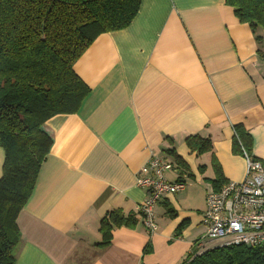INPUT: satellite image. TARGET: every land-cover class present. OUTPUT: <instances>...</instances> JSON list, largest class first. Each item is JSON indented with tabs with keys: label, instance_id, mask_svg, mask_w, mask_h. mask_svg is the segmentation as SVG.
<instances>
[{
	"label": "crops",
	"instance_id": "obj_1",
	"mask_svg": "<svg viewBox=\"0 0 264 264\" xmlns=\"http://www.w3.org/2000/svg\"><path fill=\"white\" fill-rule=\"evenodd\" d=\"M141 1L128 28L100 35L76 62L91 88L81 109L43 127L53 144L18 219L16 264L189 263L204 242L207 196L217 191L213 161L227 181L246 176L234 126H244L264 163V42L226 0ZM197 135L211 140V152H191L186 140ZM152 155L172 164L169 182L186 188L164 196L151 234L137 175ZM4 161L0 148V179ZM111 211L139 223L115 228L101 248L100 223Z\"/></svg>",
	"mask_w": 264,
	"mask_h": 264
},
{
	"label": "trees",
	"instance_id": "obj_2",
	"mask_svg": "<svg viewBox=\"0 0 264 264\" xmlns=\"http://www.w3.org/2000/svg\"><path fill=\"white\" fill-rule=\"evenodd\" d=\"M141 2L0 0V148L5 152L0 179V264H16L22 239L18 219L36 188L53 144L43 128L45 123L56 115L76 114L91 93L75 72L76 62L100 35L128 28ZM226 3L240 23L250 26L261 46L264 0ZM258 55L264 59L261 49ZM234 130V154L252 155L250 134L242 125L234 126ZM186 143L198 156L213 149L209 138L198 135L189 137ZM173 156L185 169V162ZM213 165L218 191L228 181L216 160ZM138 223L136 215L108 212L100 223L102 242L98 246L110 245L115 228H135ZM186 264H264V249L215 247Z\"/></svg>",
	"mask_w": 264,
	"mask_h": 264
},
{
	"label": "built area",
	"instance_id": "obj_3",
	"mask_svg": "<svg viewBox=\"0 0 264 264\" xmlns=\"http://www.w3.org/2000/svg\"><path fill=\"white\" fill-rule=\"evenodd\" d=\"M247 172L240 182L228 181L207 196L202 224L206 232L199 255L213 247L246 246L264 249V163L245 152ZM172 164L152 155L137 175V185L146 190L139 212L152 234L158 226L155 209L164 196L185 190L186 183H171L166 172ZM211 242H214L211 244Z\"/></svg>",
	"mask_w": 264,
	"mask_h": 264
},
{
	"label": "rangeland",
	"instance_id": "obj_4",
	"mask_svg": "<svg viewBox=\"0 0 264 264\" xmlns=\"http://www.w3.org/2000/svg\"><path fill=\"white\" fill-rule=\"evenodd\" d=\"M213 248H215V247H213ZM210 249H212V248H210Z\"/></svg>",
	"mask_w": 264,
	"mask_h": 264
},
{
	"label": "bare ground",
	"instance_id": "obj_5",
	"mask_svg": "<svg viewBox=\"0 0 264 264\" xmlns=\"http://www.w3.org/2000/svg\"><path fill=\"white\" fill-rule=\"evenodd\" d=\"M237 137V136H236Z\"/></svg>",
	"mask_w": 264,
	"mask_h": 264
}]
</instances>
